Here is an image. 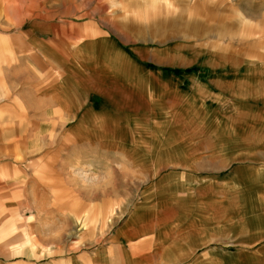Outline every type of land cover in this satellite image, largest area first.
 I'll return each mask as SVG.
<instances>
[{"label": "rangeland", "instance_id": "rangeland-1", "mask_svg": "<svg viewBox=\"0 0 264 264\" xmlns=\"http://www.w3.org/2000/svg\"><path fill=\"white\" fill-rule=\"evenodd\" d=\"M262 86L264 0H0V256L101 246L149 192L176 219L181 178L250 165Z\"/></svg>", "mask_w": 264, "mask_h": 264}, {"label": "crops", "instance_id": "crops-1", "mask_svg": "<svg viewBox=\"0 0 264 264\" xmlns=\"http://www.w3.org/2000/svg\"><path fill=\"white\" fill-rule=\"evenodd\" d=\"M243 93L261 101L260 110L250 112L248 119L255 125L264 121V86ZM263 131H250L249 146L243 149L250 152L249 166L224 176H187L176 182L170 189L182 195L172 202L178 208L176 219L160 222L152 214L158 207L151 197L155 193L149 192L154 206L139 210L141 199L101 246L40 260L0 256V264H264ZM164 188L157 194L168 193Z\"/></svg>", "mask_w": 264, "mask_h": 264}, {"label": "bare ground", "instance_id": "bare-ground-1", "mask_svg": "<svg viewBox=\"0 0 264 264\" xmlns=\"http://www.w3.org/2000/svg\"><path fill=\"white\" fill-rule=\"evenodd\" d=\"M87 101H88V94H87ZM87 103V102H86ZM60 111H61V108H60ZM60 115H62V114H60ZM57 116L55 119H53V121L52 122H54V124L53 125H58L59 126V128H61L60 130H64L65 129V127H66V123L67 122H69L70 120H71V118H60V117H62V116ZM72 116V115H71ZM64 117V116H63ZM90 117V116H89ZM70 119V120H69ZM88 118H87V116H86V119H84V120H87ZM92 119V118H91ZM74 120V119H73ZM88 121V120H87ZM79 125H81V123H78L74 128H70L69 129V131H68V129H67V131L64 133V135L62 136V139H63V141H69L70 140V138H73V139H75V140H77V138L76 137H78L77 136V134L73 131L74 129H77V127L79 126ZM114 125V124H113ZM73 129V130H72ZM59 130V131H60ZM113 133H114V131H113ZM62 134V133H61ZM86 135H88V134H86ZM106 138V139H108L109 141H108V146H109V148H111V144H112V142H111V140H112V138H111V136H104V133H102V135H101V138ZM53 140V139H52ZM72 140V139H71ZM88 140V139H87ZM103 139H100V141H102ZM77 141H79V140H77ZM95 141V140H94ZM104 141V140H103ZM57 142H59V141H57ZM89 142V141H88ZM81 143V142H80ZM106 144H107V140H106ZM75 145V144H74ZM60 147V146H59ZM65 148V147H64ZM62 149V148H61ZM79 156V155H78ZM77 158V157H76ZM75 159V158H74ZM65 160V159H64ZM70 160V159H69ZM68 160V161H69ZM76 160V159H75ZM66 161V160H65ZM69 163V162H68ZM70 163H72V161H70ZM76 163V162H75ZM64 164V163H63ZM60 165V164H59ZM71 165V164H70ZM70 165H67L68 167H70ZM75 165V164H74ZM72 166V165H71ZM60 167V166H59ZM62 168V167H61ZM67 169V168H66ZM65 169V170H66ZM68 171V170H67Z\"/></svg>", "mask_w": 264, "mask_h": 264}]
</instances>
